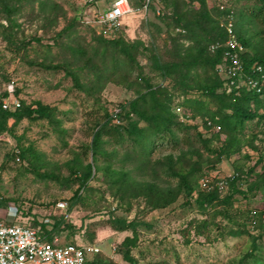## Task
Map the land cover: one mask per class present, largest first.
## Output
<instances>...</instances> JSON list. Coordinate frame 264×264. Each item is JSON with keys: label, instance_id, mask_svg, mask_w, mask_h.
I'll list each match as a JSON object with an SVG mask.
<instances>
[{"label": "rangeland", "instance_id": "1", "mask_svg": "<svg viewBox=\"0 0 264 264\" xmlns=\"http://www.w3.org/2000/svg\"><path fill=\"white\" fill-rule=\"evenodd\" d=\"M112 1L24 0L21 5L16 2V6L20 7L12 17L16 25L7 33L12 35L15 44L33 39H38L39 43L31 41L25 50H17L0 36V95L6 92L8 96L4 101L8 103L16 99L27 106L41 103L51 107L55 110L57 123L27 119L16 123L13 119L7 121L8 130L0 133L2 216L5 214L9 221L29 225L34 219L50 225L54 217L64 218V223L71 225L73 230L67 228L54 237L64 244L77 242L95 245L99 253L90 256L88 264H98L97 261H101V264H130L119 252V245L125 238L134 236L133 229L137 241L131 249V256L136 264H264V229H257L248 220L247 214L254 207L264 209V188L248 193L253 177L246 175L254 167L256 173L264 171V125L257 127V131L254 124L251 125L254 126L252 131H255L247 135H256L253 147H243L230 158L221 159L213 170L203 167L199 174L193 197L206 189L203 180L208 183L214 179L225 181L235 174L240 175L239 187L249 197L254 196L251 202L236 196L232 207L221 215L215 213L221 207L208 209L206 214H201L194 205L188 207L185 203L189 201L183 194L165 209H152L142 197L122 202L113 197L115 189L110 183L113 176L102 169L94 172L86 188L80 190L79 199L72 203L79 185L77 182L64 183L70 174L67 165L76 158L83 166L92 163L91 153L86 152L85 147L91 142L94 125L103 123L105 114H113L120 104L131 100L134 94L108 83L94 98L74 88L71 78L64 71L45 70L33 64L55 65L71 61L68 46L88 50L94 48L96 39L102 36V30L92 24V18L96 11L107 9ZM208 1L209 6H222V3L227 6L230 3L229 0ZM133 10V14L123 18L125 27L121 37L127 42L140 41L146 47L153 48L162 61L167 60L169 42L160 16L162 13L169 15L170 10L158 0L153 2V11L135 6ZM3 18L4 15L0 14V24L8 27ZM67 26L68 31L54 41L56 34ZM249 30L254 32L256 28ZM169 32H172V28ZM137 59L144 68V74L154 83H160V78L150 70V62L143 57ZM72 65L75 64H70L69 69L75 70L77 66ZM78 76L86 85L84 73H78ZM218 76L222 80L223 76ZM183 123L198 124L197 131L207 137L200 119L194 123L190 120ZM183 136L180 134L179 138ZM224 138L221 134L219 140ZM106 140L103 138L104 142ZM183 144L186 149V144ZM210 145L217 146L219 143L213 141ZM103 147L112 157L99 158L98 166L109 164L111 170L129 172L138 181L149 179L139 176L132 169L130 161L121 162L131 148L130 142L125 141L121 146L104 143ZM171 147L169 143L162 144L152 154V160L168 154L177 156L179 151H172ZM197 147L201 148L200 145ZM22 151L26 156L24 159L20 156ZM33 154L38 158H34ZM202 154L204 158L209 156L204 151ZM259 160L261 163L257 165ZM50 176H56V179ZM163 180L173 187L176 185V179L163 177ZM220 187H223L222 183ZM227 192L228 188L224 186L220 198ZM58 202H65L67 208L72 204V209L69 212L68 209L58 211L55 208ZM115 220L124 222L126 228L123 231L114 229L122 226ZM203 222L206 225L198 228L197 225Z\"/></svg>", "mask_w": 264, "mask_h": 264}, {"label": "trees", "instance_id": "2", "mask_svg": "<svg viewBox=\"0 0 264 264\" xmlns=\"http://www.w3.org/2000/svg\"><path fill=\"white\" fill-rule=\"evenodd\" d=\"M23 1L0 0V14L4 15L3 19L8 24V27L0 24L2 28L0 36L17 50H25L31 45V41L39 43L38 39H33L15 44L12 35L7 33V30L11 31L16 25L12 19L20 10L16 2L21 5ZM154 1L157 0H148L147 3L145 0H128V3L132 8L146 7L153 11ZM158 1L170 10L169 15L162 13L160 16L169 42L167 60L162 61L153 48L146 47L140 41H125L121 37L125 27L123 24L114 36L98 37L96 46L92 49L68 46L71 61L55 65L33 64L45 70L64 71L65 75L71 78L74 88L94 98L108 83L134 94L131 100L118 106L117 113L105 114V121L94 125L91 142L85 147V151L91 153L92 163L83 166L80 159H74L67 165L70 174L64 183L68 185L77 182L79 185L72 198L74 203L79 199L80 190L86 188L94 172L102 169L113 176L110 180L111 187L115 189L113 197L122 202L125 199L142 197L152 209H165L183 194L189 201L185 203L188 207L194 205L201 214H206L208 209L221 207L215 212L221 215L224 210L232 207L236 196L251 202L250 199L254 196L249 197L247 192L264 188V171L256 173V167L247 171L246 175L253 177L247 192L239 187L240 175L235 174L225 181L214 179L205 185L206 189L197 192L195 197L192 194L198 187V178L203 167L213 170L221 159L230 158L243 147H253L256 135L249 136L247 133H253L254 126L257 131V127L264 125V83L260 93L244 87L239 89L232 87V90L227 92L225 82L216 71V66L223 62V48L213 54L210 53L209 46L217 41L224 42L226 33L220 27V23L231 15L235 36L244 48L241 54L244 74L264 79V0H229L227 6L222 2H219L222 6L215 4L209 6L208 0ZM251 27L256 30L250 32ZM68 28L69 26L58 32L53 38L54 41L61 38ZM46 47L50 49L49 46ZM138 57L150 62V70L160 78V83H154L144 74ZM72 63L75 64L72 66H77L75 70L69 69ZM255 65L261 66L260 73L253 70ZM82 72L87 80L86 85L78 76V73ZM7 96L6 92L0 95V133L8 130L9 119H13L15 123L22 119L57 123L54 118L55 110L41 103L27 106L21 102L16 109L11 106L12 110L10 108L4 110L2 104ZM198 119L207 137L197 131L198 124L183 123L187 120L194 123ZM116 121L118 124L112 125ZM253 124L254 126H251ZM191 131H194L192 135ZM180 134L184 135L183 138H179ZM221 134L225 136L222 141L219 140ZM103 138L107 140L104 142ZM125 141L130 142L131 148L127 150L121 162L130 161L132 169L139 176H147L148 180L138 181L129 172H115L110 169L109 164L98 166L99 158L106 159L111 156L104 149V143L112 142L121 146ZM213 141H217L219 145H210ZM165 143L171 144L172 151H179V154L177 156L168 154L152 160L155 150ZM182 143L186 144V149ZM262 143L264 147V142ZM202 151L207 152L209 156L204 158ZM20 156L22 159L26 158L23 151ZM33 156L38 158V155ZM260 163L261 160L257 165ZM163 177L176 179V185L171 186ZM53 178L56 179V176ZM219 183H223V187H220ZM224 186L228 188V192L220 198V191ZM67 209L69 212L72 204ZM247 214L248 220L253 222L257 229H264V209L254 207L249 209ZM53 219L54 222L50 225L39 223L36 219L32 223L33 227L41 228L49 242H52L53 237L59 232L67 228L73 230L71 225L64 223V218ZM115 221L122 226L114 229L123 231L126 228L124 222ZM205 225L203 222L197 227ZM132 232L134 236L123 240L119 245V252L125 261L136 264L131 256V249L136 246L137 237L134 229ZM88 263L87 260L85 264ZM97 263L101 264V261Z\"/></svg>", "mask_w": 264, "mask_h": 264}, {"label": "built area", "instance_id": "3", "mask_svg": "<svg viewBox=\"0 0 264 264\" xmlns=\"http://www.w3.org/2000/svg\"><path fill=\"white\" fill-rule=\"evenodd\" d=\"M134 12L128 0H113L107 9L95 12L92 24L102 30L101 34L105 38H109L122 28L123 18ZM220 27L226 33L225 40L223 43L217 41L211 44L209 51L214 54L223 48V62L216 66V71L223 76L227 92H230L232 87H244L260 93L264 79L244 74L241 62L244 48L235 36L232 16L228 15L225 21L220 23ZM253 70L260 73L262 68L255 65ZM19 105L16 99H11L9 103L3 101L2 108L7 110L13 106L16 109ZM117 112L118 110L114 113ZM203 181L204 184L208 183L207 180ZM55 208L58 211L66 210L67 204L58 202ZM98 253L99 249L95 245L64 244L58 242L56 237L49 242L39 226L9 221L7 215L2 216L0 207V264H85L90 256Z\"/></svg>", "mask_w": 264, "mask_h": 264}, {"label": "crops", "instance_id": "4", "mask_svg": "<svg viewBox=\"0 0 264 264\" xmlns=\"http://www.w3.org/2000/svg\"><path fill=\"white\" fill-rule=\"evenodd\" d=\"M103 10H105V9H103Z\"/></svg>", "mask_w": 264, "mask_h": 264}]
</instances>
